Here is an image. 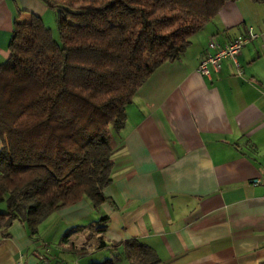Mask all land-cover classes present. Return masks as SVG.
Returning a JSON list of instances; mask_svg holds the SVG:
<instances>
[{"label": "crops", "instance_id": "1", "mask_svg": "<svg viewBox=\"0 0 264 264\" xmlns=\"http://www.w3.org/2000/svg\"><path fill=\"white\" fill-rule=\"evenodd\" d=\"M29 14L55 21L39 0H0V64L13 23ZM248 29L257 36L237 56L240 74L228 58L208 76L196 72L210 41L222 45ZM124 113L111 132L106 200L56 210L34 235L13 222L0 237V264H128L120 243L129 239L150 247L156 264H264V0L225 2ZM100 217L101 237L116 246L77 251L87 233L80 228Z\"/></svg>", "mask_w": 264, "mask_h": 264}, {"label": "trees", "instance_id": "2", "mask_svg": "<svg viewBox=\"0 0 264 264\" xmlns=\"http://www.w3.org/2000/svg\"><path fill=\"white\" fill-rule=\"evenodd\" d=\"M39 1L54 12L57 35L37 15L15 21L10 55L0 64V237L13 222L34 235L56 210L83 198L94 208L106 200L111 132L124 126L125 107L235 0ZM106 220L80 228L87 233L77 251L116 246L101 237ZM120 245L128 264L158 262L136 239Z\"/></svg>", "mask_w": 264, "mask_h": 264}, {"label": "built area", "instance_id": "3", "mask_svg": "<svg viewBox=\"0 0 264 264\" xmlns=\"http://www.w3.org/2000/svg\"><path fill=\"white\" fill-rule=\"evenodd\" d=\"M256 36V33H254L251 29H248L243 36H240L234 41L226 42L222 45H218L215 42L210 41L207 45V48L211 51H206V53L202 56L197 65L196 72L202 76H208L211 69H216L223 59L228 58L237 68L238 74H240L241 71L237 62V56L240 53L242 47ZM93 246L94 244H91V247ZM16 264L25 263L18 261Z\"/></svg>", "mask_w": 264, "mask_h": 264}, {"label": "rangeland", "instance_id": "4", "mask_svg": "<svg viewBox=\"0 0 264 264\" xmlns=\"http://www.w3.org/2000/svg\"><path fill=\"white\" fill-rule=\"evenodd\" d=\"M51 18H53V20H54V17H51ZM44 24H45L47 27L51 28L52 31L54 32V34L57 35V34H56V28H57L56 20H55V21H52V19H51V20H47V19L45 20V19H44ZM91 248H92V247L90 246L89 249H91Z\"/></svg>", "mask_w": 264, "mask_h": 264}]
</instances>
